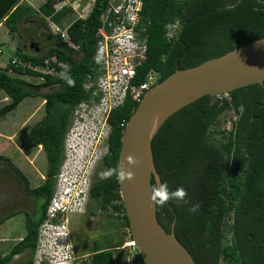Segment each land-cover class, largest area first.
I'll use <instances>...</instances> for the list:
<instances>
[{
	"label": "trees",
	"instance_id": "obj_1",
	"mask_svg": "<svg viewBox=\"0 0 264 264\" xmlns=\"http://www.w3.org/2000/svg\"><path fill=\"white\" fill-rule=\"evenodd\" d=\"M21 1L0 0V22L12 36H21V25L31 17L33 23L25 29V35L38 50L18 45L14 52L17 61L12 63L10 59L0 69V89L10 99L0 107V116L15 109L25 97L44 99V114L33 124L22 126L18 142L23 149L42 146L45 178L32 188L9 157L0 154V160L22 177L25 191L35 197L37 205L43 202L44 206L41 214L26 215L25 234L7 254H0V264L25 251L29 257L20 263H33L39 226L46 218L64 157L71 110L90 95L83 83L87 74L94 72L91 57L96 32L109 2L94 0L85 17L77 16L69 23L67 38L62 39L60 34L48 30L40 31L37 38L34 26L37 23L38 27L49 28L52 22L60 28L72 11L70 5L56 9L55 3L62 0H46L39 5L40 14L34 16L33 8ZM141 15L146 57L137 66L132 80L135 84L150 71L155 72L158 82L177 68L196 65L264 36V0H142ZM177 19L181 24L178 35L166 38L165 26ZM41 40L44 47L39 46ZM61 62L70 66L68 74L74 79V86L60 78ZM8 71L42 80L29 81ZM227 96L207 94L197 98L170 115L154 135L153 159L161 183L166 182L170 190L182 186L188 194V203L169 201L164 207L156 206V215L166 231L172 229L174 221L175 235L197 264H264V81L263 85L235 88ZM137 104L126 97L107 117L110 132L102 158L105 169L118 166L122 131ZM229 119L230 127L226 129L222 124ZM89 196L99 209L111 208L122 216L128 228L115 177L100 180L98 176L91 183ZM197 202L199 210L190 212L191 205ZM95 213L90 210V215ZM123 242L122 239L118 245ZM92 248L82 264L121 262L116 254L119 248L96 242ZM136 257L138 264H145L138 252Z\"/></svg>",
	"mask_w": 264,
	"mask_h": 264
},
{
	"label": "rangeland",
	"instance_id": "obj_2",
	"mask_svg": "<svg viewBox=\"0 0 264 264\" xmlns=\"http://www.w3.org/2000/svg\"><path fill=\"white\" fill-rule=\"evenodd\" d=\"M46 0H32L29 4L24 1L25 4H29L33 8L34 16L35 13H39V5L44 3ZM94 0H62L55 3V8L60 9L63 5H70L72 11L65 17L64 22L60 24L61 29H66L69 23L77 16L85 17L89 12L91 5ZM40 14V13H39ZM49 18V17H48ZM29 17L27 22L21 25V36L17 34L12 37V43L17 44L27 50H33L28 48L26 45L30 44L32 41L25 35V29H28V25H31L33 21ZM51 23L49 28L43 26L38 27L35 23L36 37L40 35V31L45 30L52 33ZM53 34V33H52ZM20 37V38H19ZM11 36L7 31V28L2 25L0 27V67H4L8 64L10 59L17 58L14 51L11 48ZM33 45V44H32ZM40 47L45 46V42L41 40L39 43ZM13 76H18V74L12 72ZM22 78L39 82L42 80L41 77H33L27 75H19ZM4 91L0 89V97L4 94ZM8 100H0V107L7 103ZM44 114V99L40 96L38 97H26L24 98L18 106L6 113L4 116L0 117V126L4 128L7 132H11L10 140L6 139L0 144V153L7 155L12 162L20 166L22 171L29 177L30 183H42L45 178L46 172V159L44 156V151L42 146L39 145L32 152H23L20 150L19 143L17 141L18 133L23 125H31L35 121L39 120ZM231 114V112H230ZM229 114V115H230ZM226 129L230 127L229 122L222 124ZM19 130V131H18ZM77 130H68L64 136L68 138L67 144H64V157L61 162L59 172L56 175V183L54 187V193L51 198V203H54L56 207L53 206L54 218L47 219L40 224L39 234H38V244L36 250L32 256L33 264H82L83 260L87 258L93 248L94 243H99L100 245H107L109 241L118 240L117 233L113 232L110 235L106 234L103 237H98L102 230L112 228L114 223L103 221L101 216L106 213L111 212L113 218L122 217L116 215L111 208L109 211H104L99 209L95 204V201L90 198L89 194L83 196V193H79L82 189L85 191V184H88L89 178L99 176V174L105 170L102 163L101 156L107 152V142L103 140L105 131L99 134L98 141H93L88 143L86 134L84 131L76 132ZM78 135V136H77ZM17 142V143H16ZM4 148V149H1ZM21 153V154H20ZM28 153V154H27ZM37 154L38 158L35 161L36 170L31 165L30 156ZM8 169V167H5ZM11 170V169H10ZM39 170V173L37 172ZM11 172V171H10ZM34 174L36 177L34 178ZM43 176V179L40 177ZM9 188L13 189V184H8ZM11 189V190H12ZM9 191V190H8ZM96 211V214L90 215V210ZM19 214V213H18ZM86 214V215H85ZM101 214V215H100ZM85 216V217H84ZM18 220H21L20 216L16 217L9 223V228H14L12 234L18 236L22 234V224H18ZM115 222V219L113 220ZM124 223V219H123ZM125 225V223H124ZM21 231V232H20ZM24 232V231H23ZM60 234V236H58ZM60 240V247L63 246V251L61 256L67 259V261L60 262L61 256L59 248L54 246V239ZM123 239H126L123 237ZM15 237L11 239L1 238L0 235V252L5 253L8 248L14 243ZM59 245V244H58ZM116 250L117 256L120 258L121 262L118 264H128L127 257L129 252L126 249ZM137 251L136 248H134ZM27 251L19 254L17 257L13 258L11 262L7 264H19L20 260L27 255ZM41 263V264H43Z\"/></svg>",
	"mask_w": 264,
	"mask_h": 264
},
{
	"label": "water",
	"instance_id": "obj_3",
	"mask_svg": "<svg viewBox=\"0 0 264 264\" xmlns=\"http://www.w3.org/2000/svg\"><path fill=\"white\" fill-rule=\"evenodd\" d=\"M34 45V49L38 47ZM264 81V36L236 46L218 56L177 68L155 82L139 100L121 135L118 165L133 173L119 182V193L135 247L145 264H197L172 229L166 231L149 200L152 180L161 183L152 139L164 121L181 107L203 95H217ZM138 163L129 165L127 156Z\"/></svg>",
	"mask_w": 264,
	"mask_h": 264
},
{
	"label": "built area",
	"instance_id": "obj_4",
	"mask_svg": "<svg viewBox=\"0 0 264 264\" xmlns=\"http://www.w3.org/2000/svg\"><path fill=\"white\" fill-rule=\"evenodd\" d=\"M141 9L142 0H109L100 16L101 26L96 32L97 40L91 57L94 72L87 74L83 83L90 95L73 106L67 129L84 131L86 138L90 137L87 138L88 143L98 141V136L103 131L107 132L103 137L106 140L110 132L107 117L111 110L121 105L126 97L138 102L144 92L156 82L153 71L148 72L142 82H132L137 66L146 57V39L141 33L144 30ZM51 27L53 33L60 34L62 39L67 38L66 29L63 30L54 23H51ZM165 28L166 38L172 39L178 35L181 24L177 19L168 23ZM16 61L15 58L11 60L12 63ZM215 96L228 97L227 92ZM230 121L229 119L227 122ZM67 141L68 138L65 137L64 144ZM53 206L56 207L51 203L47 207V219L57 215H53ZM122 247L129 252L128 264H138V251L134 250L135 243L128 228Z\"/></svg>",
	"mask_w": 264,
	"mask_h": 264
},
{
	"label": "flooded vegetation",
	"instance_id": "obj_5",
	"mask_svg": "<svg viewBox=\"0 0 264 264\" xmlns=\"http://www.w3.org/2000/svg\"><path fill=\"white\" fill-rule=\"evenodd\" d=\"M26 46L28 48H32L34 45L30 46V44H27ZM105 154L106 153H104L101 156V159L103 158V156ZM5 167H8V169H6ZM10 169H11V167L6 162L0 160V224L3 221H5L6 219H8V218L12 217L13 215H16L19 213V214L23 215V218H24L23 227L25 229V222H26V218H27L26 215L32 216L33 214H37V215L41 214L44 204H43V202H41L39 205H37L35 197L32 194L27 193V191H25L24 180L22 179V177L19 174H16L12 169L11 170ZM25 178L27 179L26 176H25ZM95 179H96V176H94V175H93V177L89 178V182H88L89 187H88L87 193L84 194L83 196H85V195L87 196V194H89V189H90L91 183ZM11 183L13 184V186H12L13 189L9 188L8 184H11ZM29 186H30V184H29ZM44 197H46L45 194H42L41 198L44 199ZM16 211H19V212L15 213ZM16 242H14V243H16ZM13 244L2 255L7 254L10 251V249L12 248ZM19 254H21V252L14 254L12 259L17 257ZM23 257L24 258L21 259L22 261L27 260L29 257V253H27V255L23 256ZM12 259L10 261L4 263V264L11 262ZM41 263H43V262H40V264ZM19 264H21V263L19 262Z\"/></svg>",
	"mask_w": 264,
	"mask_h": 264
},
{
	"label": "clouds",
	"instance_id": "obj_6",
	"mask_svg": "<svg viewBox=\"0 0 264 264\" xmlns=\"http://www.w3.org/2000/svg\"><path fill=\"white\" fill-rule=\"evenodd\" d=\"M60 67L62 69L60 73V78L65 80V82L71 87L75 85L74 79L68 74L70 71V66L64 62H61ZM139 102V101H138ZM127 163L129 165H136L138 161L134 156H127L126 157ZM113 177H115L117 182L123 183L125 180H132L133 179V173L130 170H125L121 166L111 167L103 170L99 174L100 180H110ZM89 187V183L85 184V191L80 190V194L83 193L86 194ZM82 195V197H83ZM187 190L183 188L182 186H177L175 189H169V186L166 182L159 183L158 185H154L150 188V195L149 200L151 203L157 207H164L168 204L169 201H176L177 203H188L187 201ZM51 201V200H50ZM200 204L199 202L192 204L189 208L190 212H196L199 210ZM56 217V216H55ZM54 218V217H53ZM60 236V234L58 235ZM54 246H57L59 248L60 256L63 251V246L60 247V240L54 239ZM59 244V245H58ZM62 257V256H61ZM67 261V259L64 257L61 258L60 262Z\"/></svg>",
	"mask_w": 264,
	"mask_h": 264
},
{
	"label": "crops",
	"instance_id": "obj_7",
	"mask_svg": "<svg viewBox=\"0 0 264 264\" xmlns=\"http://www.w3.org/2000/svg\"><path fill=\"white\" fill-rule=\"evenodd\" d=\"M24 1H27V3H29V4H31L32 3V0H22L21 1V3H23V4H25L24 3ZM2 25H4L6 28H7V26L3 23V21H1L0 22V27L2 26ZM7 31H8V28H7ZM8 33H9V31H8ZM10 34V33H9ZM10 36H11V41H10V44H11V48H12V50L15 52V50H16V48H17V44L15 45V44H13L12 43V35L10 34ZM23 48V47H22ZM24 49V48H23ZM4 67H5V65H4ZM4 67H0V69H4ZM8 73L10 74V73H12V71H8ZM19 76V75H18ZM21 77V76H20ZM4 91V90H3ZM4 94L0 97V100H10L9 99V97H8V95L5 93V92H3ZM26 98V97H25ZM18 106V105H17ZM14 110V109H13ZM4 116V115H3ZM1 117V116H0ZM19 131V130H18ZM12 133V131L11 132H7L6 130H4V128L3 127H1L0 126V144L1 143H3L6 139H9L10 140V137H11V134ZM17 138V141H18V137H16ZM17 143V142H16ZM19 143V142H18ZM20 146V145H19ZM39 147H40V145H39ZM35 148H37V146L36 147H33V148H31V149H23L22 147H20V150H22V154H23V152H25V155H26V152H32ZM1 149H4V148H1ZM0 154H2V153H0ZM21 154V153H20ZM28 154V153H27ZM3 155H5V154H3ZM5 156H7V155H5ZM8 157V156H7ZM37 158H38V156H37V154H35L34 153V156L32 157V156H30V159L29 158H27L30 162H31V165H33V167L35 168V170H36V166H35V161L37 160ZM14 163V162H13ZM15 164V163H14ZM16 165V164H15ZM20 170H21V172L27 177V179H28V181H29V184H30V187H36V186H39L41 183H35L34 182V184H31L30 183V179H29V177L22 171V169L20 168V166H18V165H16ZM37 172L39 173V170H37ZM34 178L36 177V175L34 174V176H33ZM41 179H43V176L42 177H40ZM44 180V179H43ZM96 214V213H95ZM111 214V212H109V213H106L104 216H101L102 218H104V219H102L103 221H105V220H107L106 219V217L107 218H110V219H108V221L107 222H112V223H114V227H113V229L111 228H108V229H105V230H102L100 233H99V236L98 237H103V235H105L106 236V234H111V233H113V232H115V233H117V236H118V240H113V241H109V243L107 244V245H110L111 246V249H116V248H119V249H122L121 247H122V245L121 246H119L118 244H120V241L123 239V237L125 238V236L127 235V228L125 227V225H124V223H123V218L122 217H117V218H113L112 217V215L111 216H109ZM86 215V214H85ZM101 215V214H100ZM18 216H20V218H21V220H18V224H22L21 226H22V229L21 228H18V230L20 229L21 231H22V234H20L19 235V237L17 236H14L13 234H12V231L14 230V228H9L8 226H9V223L12 221V220H14L16 217H18ZM85 217V216H84ZM115 219V222L113 221ZM23 220H24V218H23V215L22 214H16V215H13L12 217H10V218H8V219H6L5 221H3L1 224H0V235H1V238L2 239H4V238H7L8 237V239H11V237L13 236V237H15V240H14V242H16V241H18L24 234H25V229H24V227H23ZM110 222V223H111ZM126 230V231H125ZM20 231V232H21ZM24 231V232H23ZM125 232H126V234H125ZM123 240H125V239H123ZM94 241H96V240H94ZM94 241H93V243H94ZM0 254H4V253H2V252H0Z\"/></svg>",
	"mask_w": 264,
	"mask_h": 264
}]
</instances>
